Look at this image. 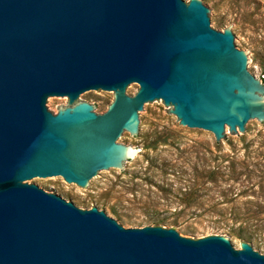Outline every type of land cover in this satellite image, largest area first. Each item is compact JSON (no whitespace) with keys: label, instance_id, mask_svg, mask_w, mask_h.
<instances>
[{"label":"water","instance_id":"95a60500","mask_svg":"<svg viewBox=\"0 0 264 264\" xmlns=\"http://www.w3.org/2000/svg\"><path fill=\"white\" fill-rule=\"evenodd\" d=\"M254 68L203 0H0V264H264L245 229L241 248L183 227L126 228L39 187L63 178L88 193L104 174H130L142 155L122 141L146 139L158 103L223 146L247 137L264 125ZM90 94L115 98L102 113Z\"/></svg>","mask_w":264,"mask_h":264},{"label":"rangeland","instance_id":"374dc122","mask_svg":"<svg viewBox=\"0 0 264 264\" xmlns=\"http://www.w3.org/2000/svg\"><path fill=\"white\" fill-rule=\"evenodd\" d=\"M203 1L218 31L229 28L242 37L253 74L264 80V0ZM114 98L90 94L85 102L104 113ZM68 106L69 100L56 102L52 112ZM143 123L146 139L122 141L142 155L130 163V174H104L88 193L63 178L39 187L77 199L82 209L109 212L126 228L183 227L187 238L229 237L240 247L245 238L238 233L245 229L263 253L264 125L255 123L241 139L229 131L223 146L213 133L187 131L161 103L148 109Z\"/></svg>","mask_w":264,"mask_h":264},{"label":"flooded vegetation","instance_id":"af4514ba","mask_svg":"<svg viewBox=\"0 0 264 264\" xmlns=\"http://www.w3.org/2000/svg\"><path fill=\"white\" fill-rule=\"evenodd\" d=\"M258 79H260V78H258ZM260 81H261V84H264V80L260 79Z\"/></svg>","mask_w":264,"mask_h":264}]
</instances>
